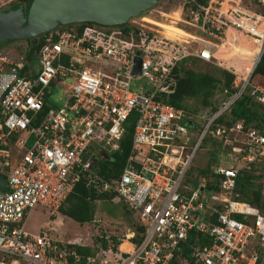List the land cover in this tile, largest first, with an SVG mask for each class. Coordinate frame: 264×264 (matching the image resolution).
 Wrapping results in <instances>:
<instances>
[{"label":"built area","instance_id":"1","mask_svg":"<svg viewBox=\"0 0 264 264\" xmlns=\"http://www.w3.org/2000/svg\"><path fill=\"white\" fill-rule=\"evenodd\" d=\"M17 1L0 0V11ZM190 13L197 30L191 42L163 38L135 17L125 24L150 37L65 25L20 53H0V177L7 185L0 191V264H261L264 215L237 200V177L252 172L264 184V130L217 120L242 94L264 108V88L248 82L264 51V0H207ZM232 33L255 43L252 68L243 77L233 74L234 91L214 112L192 115L156 99L173 92L177 63L212 62ZM135 56L139 74L131 77ZM139 79L143 83L133 88L131 80ZM54 89H62L60 95L52 97ZM130 114L135 119L125 161L108 178L99 176L95 162L119 150ZM206 139L220 143L221 160L207 165L194 185L188 170ZM80 179L142 226L127 251L119 249L129 241L126 234L103 249L25 229L34 207L54 216ZM213 179L216 190H209ZM73 244L91 253L79 254Z\"/></svg>","mask_w":264,"mask_h":264},{"label":"trees","instance_id":"2","mask_svg":"<svg viewBox=\"0 0 264 264\" xmlns=\"http://www.w3.org/2000/svg\"><path fill=\"white\" fill-rule=\"evenodd\" d=\"M29 1L30 0H19L12 4L9 9L19 4L25 7ZM206 2L207 0H193L192 2H187L186 5L189 6L190 11H198V7L206 5ZM89 25L94 24L80 23L68 25L67 27H74L76 30L80 31L82 28ZM107 28H118L117 30L120 32V34L123 36L131 35V37L134 39H138L143 36H151V34L147 33V31L134 28L128 24L108 26ZM195 32L197 33L196 28ZM34 40L35 39H29L25 41L27 44H32ZM196 62L201 61L197 60L196 58H188L177 63L172 71L173 78L175 79L173 92L167 95L159 94L156 96V99L172 106L173 108L181 109L184 112H188L189 114H194L196 110H190L185 104L187 99H191L198 104L200 109L214 112L218 107L216 106L215 100H213L214 92L221 94L223 90H226L225 96H222L219 102L223 101L224 97H227L233 93L234 90L231 89L233 75L224 70H220L219 77H214L209 73L195 72L188 68V64ZM249 81L250 86L259 85L264 88V51L256 63L253 71L251 72ZM134 119L135 116L133 114H130L126 119L125 133L119 142V150L111 154L109 160H98L95 162V165L98 166L97 174L99 176L108 178V174L111 170L113 171L114 168L117 169L123 165L130 146ZM237 121H241L244 128L251 127L254 129L264 130V108L251 100L247 94H242L230 105L228 114L217 120L218 123L225 125H229ZM206 142H208L207 139L203 141V143ZM211 142L215 144L216 151H219L220 143L215 141ZM213 163L217 164V158H214ZM106 165L110 167V170L107 172L104 170V166ZM207 173V167L200 171V175L203 177H205ZM260 178L261 175H254L252 172L238 175L237 190L239 191L240 195L237 197V200L247 204L248 207H250L253 211L264 215V184L261 185L256 183V181ZM215 185H217V182L216 179H213V182L207 183V188L209 190H216ZM109 198L110 197L105 194L100 195L91 189H87L84 180L80 179L74 184L71 193L67 196L65 202L61 205L57 212L61 215H65L79 225L92 223L93 213L91 210H93L94 207L93 203L106 200L109 201ZM235 218L239 220L240 216H235ZM132 222L133 225L130 227L132 230V236L128 238L131 242H137L139 241L138 235L142 233L143 228L135 219H133ZM92 224H94V222ZM90 237L92 238V236ZM90 240V243L97 244L103 249L106 248L107 241L111 242L112 246L117 244L115 236H108L100 230L97 236H94L93 239ZM121 245L122 243L120 246ZM72 247L75 248L77 253L82 255L91 253L90 248L86 246L80 247L73 244Z\"/></svg>","mask_w":264,"mask_h":264},{"label":"rangeland","instance_id":"3","mask_svg":"<svg viewBox=\"0 0 264 264\" xmlns=\"http://www.w3.org/2000/svg\"><path fill=\"white\" fill-rule=\"evenodd\" d=\"M135 20L142 28L154 30L163 38L171 41L186 43L187 39L190 42L195 39L193 36L196 35V32L195 28L192 26L194 24V16L190 13L189 6H187L186 3H182L181 0H158L154 7L140 14ZM198 35L205 38V36L201 34ZM230 38H232V40ZM230 38L227 37L216 47L217 52L212 62L191 63L188 64V68L195 72L209 73L214 77H219L220 70H224L228 73L230 72L232 75H239V77L245 76L252 66L251 58L254 55L255 43L246 36L237 33H232ZM26 45L27 42L25 40L7 41L0 44V53L14 55L15 52H22ZM120 79L124 80V78ZM142 83L143 81L141 79L135 81L131 80L133 88L139 87ZM61 91L62 89H54L52 97L60 95ZM221 98V94L214 92L213 100H215L216 106L220 103L219 101ZM185 104L190 110H196L194 113L195 115H204L207 112L205 109H200L194 100L187 99ZM192 142L193 139L191 143ZM29 144L30 143H28L27 146ZM220 156H222L220 154V149L216 151L215 144L209 140L203 143L195 153L188 170L189 178H194L193 183L195 182L198 184L201 178L200 171L207 165L208 167L211 166L214 158L221 160ZM257 182L261 184L259 183V179ZM93 204L94 207L91 211L93 213L92 223L94 222V224L85 223L79 225L58 212L53 217H50L46 210L37 206L30 211L25 223V229L32 233L43 231L47 233L51 239L61 243L77 242L75 239H79L81 244H88V242L91 241L89 239H93L94 236H97L99 230L103 231L108 236L120 238L122 235L126 234V229H129L128 227L133 225L132 220L135 219V217L122 205L107 200L95 202ZM90 236H92V238ZM123 241L127 244L131 242L126 240ZM127 244L125 248H129ZM261 257V264H264V248L262 249Z\"/></svg>","mask_w":264,"mask_h":264},{"label":"water","instance_id":"4","mask_svg":"<svg viewBox=\"0 0 264 264\" xmlns=\"http://www.w3.org/2000/svg\"><path fill=\"white\" fill-rule=\"evenodd\" d=\"M158 0H30L0 11V44L37 38L59 26L92 23L119 26L156 5ZM138 57L133 58L130 76L139 74ZM7 185L0 177V191Z\"/></svg>","mask_w":264,"mask_h":264},{"label":"crops","instance_id":"5","mask_svg":"<svg viewBox=\"0 0 264 264\" xmlns=\"http://www.w3.org/2000/svg\"><path fill=\"white\" fill-rule=\"evenodd\" d=\"M227 37L230 38V34H228ZM186 42H190V41H188V39H187ZM191 45H192V46H191ZM191 45H190L191 47L189 46L190 49H191V50H194V49H195V46H194L193 44H191ZM26 221H27V220H26ZM130 227H131V226H129V227H128L129 229H126V230H127V232H130V233H131L132 230H131ZM124 235H125V234H124ZM89 243H90V242H88V244H89ZM122 243H123V242H122ZM124 243H125V241H124ZM88 244H87V245H88ZM126 244H127V243H126ZM128 245H129V244H127V246H128ZM128 247H129V246H128Z\"/></svg>","mask_w":264,"mask_h":264},{"label":"bare ground","instance_id":"6","mask_svg":"<svg viewBox=\"0 0 264 264\" xmlns=\"http://www.w3.org/2000/svg\"><path fill=\"white\" fill-rule=\"evenodd\" d=\"M126 236L130 237V236H132V234H130V232H126ZM125 245H126V243L123 242L122 245L119 247V249L122 250V251H127L129 248H125Z\"/></svg>","mask_w":264,"mask_h":264}]
</instances>
